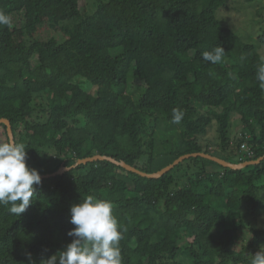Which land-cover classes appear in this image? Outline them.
Returning <instances> with one entry per match:
<instances>
[{"label": "trees", "instance_id": "16d2710c", "mask_svg": "<svg viewBox=\"0 0 264 264\" xmlns=\"http://www.w3.org/2000/svg\"><path fill=\"white\" fill-rule=\"evenodd\" d=\"M229 1L94 0L89 14L87 0H0L10 18L0 25V120L25 144L26 165L48 176L102 156L152 175L172 156L264 158V31L245 42L222 16ZM217 46L222 59L204 61ZM214 124L217 154L201 143ZM186 160L190 174L179 163L157 179L108 161L41 178L20 216L0 205V264H28L29 253L40 264L63 250L70 208L89 195L113 204L121 264H250L264 246V230L245 220L264 211V159L240 170Z\"/></svg>", "mask_w": 264, "mask_h": 264}, {"label": "clouds", "instance_id": "9594fccd", "mask_svg": "<svg viewBox=\"0 0 264 264\" xmlns=\"http://www.w3.org/2000/svg\"><path fill=\"white\" fill-rule=\"evenodd\" d=\"M0 25H9L10 18L0 11ZM225 55L223 47H215L202 53V59L217 63ZM256 80L264 89V64L257 70ZM183 112L172 110V122L179 123ZM26 146L14 141L0 142V205L9 206V213L20 216L29 207L36 188L41 184L38 170L26 165ZM70 223L73 229L67 233L72 237L63 250L40 264H121L119 242L122 231L113 214V204L108 200L87 196L82 202L70 208ZM28 264H35L27 254ZM250 264H264V246H261Z\"/></svg>", "mask_w": 264, "mask_h": 264}, {"label": "rangeland", "instance_id": "374dc122", "mask_svg": "<svg viewBox=\"0 0 264 264\" xmlns=\"http://www.w3.org/2000/svg\"><path fill=\"white\" fill-rule=\"evenodd\" d=\"M88 2V10L90 11L89 14L93 13V3L94 0H87ZM84 3H86V0H84ZM258 9H261L262 11V18H259L256 22H251V19H253L252 15L256 13ZM221 10L220 12H222ZM224 20L226 19V23L230 26H235V29L240 31H236L240 37L247 43L250 42V44L254 45L253 43L256 42V40L259 38L260 34L264 31V0H230L229 1V8H227L226 11L223 12ZM256 17V14H255ZM258 18H255L257 20ZM46 33L48 37L51 36V33ZM249 41V42H248ZM252 42V43H251ZM260 52L262 56L264 57V45L261 47ZM242 126L239 122V120L234 119L233 121V127L231 130V139L234 141L242 132ZM217 129L216 125L214 124V127H211L208 135L201 139V143L203 147L208 149L213 154L219 153V141L217 137ZM234 138V139H233ZM170 148V147H169ZM174 157H166L165 160L162 161V164L160 165L162 170L164 168H167L172 163H174ZM189 160L182 161L180 163V166L177 167V170L179 167L180 169V175H183L184 170H186V173H191V170H188V166L191 164L189 163ZM246 225L248 227H255L258 229L264 230V211L263 212H257L255 216L251 214V211H249V214L245 216ZM247 241V240H246ZM178 262L182 264H191L190 261L187 259V257L181 256L178 260Z\"/></svg>", "mask_w": 264, "mask_h": 264}, {"label": "water", "instance_id": "95a60500", "mask_svg": "<svg viewBox=\"0 0 264 264\" xmlns=\"http://www.w3.org/2000/svg\"><path fill=\"white\" fill-rule=\"evenodd\" d=\"M3 123L4 125L7 126V132H8V137H9V140L10 141H14V137H13V134H12V129H11V125H10V122L7 121V120H0V124ZM196 158V157H201V158H205V159H208L210 161H213L215 163H217L218 165L222 166V167H225V168H230V169H234V170H240V169H243L249 165H256L258 164L262 159L264 158H260L259 160L255 161V162H247V163H243V164H231L229 162H226L224 160H221L215 156H211V155H206V154H202V153H196V154H191V155H185V156H182L180 157L179 159H177L176 161H174V163H172L170 166H168L167 168L161 170L160 172L158 173H155V174H152V175H146L144 173H141L140 171L136 170L135 168L131 167V166H127L126 164L124 163H120V162H117L116 160H114L113 158H110V157H102V156H94V157H91V158H87V159H83V160H79L73 167L71 168H62L60 169L58 172L52 174V175H48V176H41V178H48V177H54V176H57V175H61L63 174L64 172H68L72 169H75L76 167L80 166V165H87L88 163H93V162H96V161H108V162H111L117 166H121L123 167L124 169H126L127 171L129 172H133V173H136V174H140L141 176L143 177H148V178H154V179H157L159 177H161L162 175L168 173L172 168H174L176 165H178L179 163H181L182 161L186 160V159H189V158Z\"/></svg>", "mask_w": 264, "mask_h": 264}]
</instances>
